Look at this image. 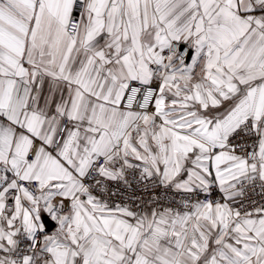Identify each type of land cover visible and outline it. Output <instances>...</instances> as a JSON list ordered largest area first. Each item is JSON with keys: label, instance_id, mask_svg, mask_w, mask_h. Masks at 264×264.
I'll return each instance as SVG.
<instances>
[{"label": "snow or ice", "instance_id": "obj_1", "mask_svg": "<svg viewBox=\"0 0 264 264\" xmlns=\"http://www.w3.org/2000/svg\"><path fill=\"white\" fill-rule=\"evenodd\" d=\"M0 264H264V0H0Z\"/></svg>", "mask_w": 264, "mask_h": 264}]
</instances>
